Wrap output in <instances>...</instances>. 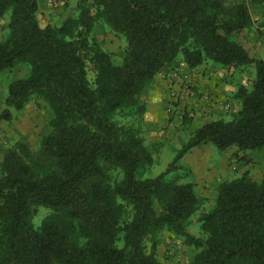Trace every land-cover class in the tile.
Segmentation results:
<instances>
[{
    "label": "trees",
    "instance_id": "1",
    "mask_svg": "<svg viewBox=\"0 0 264 264\" xmlns=\"http://www.w3.org/2000/svg\"><path fill=\"white\" fill-rule=\"evenodd\" d=\"M254 6L264 0H76L65 18L43 25L38 0H0V18L10 14L0 71L30 65L9 85L0 119L33 98L52 111L39 147L17 141L0 163V264H166L164 230L168 258L183 243L193 250L188 264H264V178L246 171L221 182L194 232L202 197L179 165L202 143L264 149V59L245 41ZM100 23L126 42L119 62L95 37ZM180 58L192 69L211 60L256 73L238 85L231 119L204 123L163 171L146 175L155 157L141 97ZM41 207L49 213L36 226Z\"/></svg>",
    "mask_w": 264,
    "mask_h": 264
},
{
    "label": "crops",
    "instance_id": "2",
    "mask_svg": "<svg viewBox=\"0 0 264 264\" xmlns=\"http://www.w3.org/2000/svg\"><path fill=\"white\" fill-rule=\"evenodd\" d=\"M38 3L40 22L46 25L48 23L59 22L65 18L69 13L70 6L72 7L76 4V0H70L69 5L60 6L52 5L50 0H38ZM9 18V13L0 18V31H4L6 35L9 30ZM1 37L0 35V39ZM215 65L217 64H213L207 70H205L207 67L205 64L193 69L197 72L200 70L201 72H198L196 77H194L196 90L199 93L200 99L190 103L194 115L185 122L172 121L166 113L170 97L174 89H176L169 82V72L176 66L192 70L183 59L180 58L174 66L162 68L146 87L141 97V103L145 104L146 111L140 117L139 122L144 130L146 144L154 154V164L160 160L164 162L165 166H168L175 157L176 152L195 130L210 120L226 117L229 111L225 109L221 102L222 100H232L230 96H226L227 94H225L228 93L226 81L230 79L224 75V71L229 68L225 67L226 69L222 72V68L215 69L217 67ZM1 125L4 128L5 125L3 123ZM3 133L11 135V133H7L6 131ZM3 147L4 145L0 140V149ZM170 150L174 152V156L171 159L167 155ZM233 151L232 149L221 150L211 144L205 143L194 147L179 162L181 166L180 171L188 172L183 181L195 183L196 191L200 197L215 199L220 181L231 175L233 169L236 168ZM1 152L0 162L3 160L6 151ZM249 165L246 167L248 168ZM165 250L166 247L164 245L160 246L158 256L166 264H188L186 256L179 254L177 257L168 258Z\"/></svg>",
    "mask_w": 264,
    "mask_h": 264
},
{
    "label": "rangeland",
    "instance_id": "3",
    "mask_svg": "<svg viewBox=\"0 0 264 264\" xmlns=\"http://www.w3.org/2000/svg\"><path fill=\"white\" fill-rule=\"evenodd\" d=\"M251 12L254 19V24L246 32V46L251 50L253 56L264 59V27L261 25V22L264 20V6H254L252 7ZM0 32V35L2 36L0 40L5 39L7 35L4 34V31ZM95 37L103 44V47L105 49L111 52L116 62H119L122 59L126 42L123 38L116 35L110 29L109 26H107L105 23H100L99 25H97L95 29ZM204 64L207 66L205 69L207 70L210 66L212 67L215 63L211 60H208L202 65ZM215 66H217L215 67V69L222 68V72L226 69L225 67L220 66L218 64ZM29 71L30 65L26 63L18 64L12 69L0 71V114H2V112L6 108H8L6 104V98L8 96L9 85L14 80L26 76ZM198 72L201 73L200 70H198ZM255 73L256 70L253 65L229 68L224 71V75L230 79L229 81H226V89L228 93L225 94H227L226 96H230V98L232 99L231 101H233L234 104V110H229L224 119H231L240 107L239 101L234 99V94L237 90L238 85H251V82L255 77ZM89 77L91 80H93V73L90 72ZM9 109L12 111L13 117L10 120L0 119V140L4 145V147L1 148L0 151H6L15 142L20 140L28 143L33 148H38L42 137L49 130V121L52 116L51 108L43 99L33 98L30 102L26 104L25 108L21 111L16 110L12 107H9ZM120 119L123 121H128V117H121ZM2 123L5 125L4 128L1 125ZM4 131H6L7 133H11V135L9 136L4 134ZM231 149L234 150L233 154L236 168L233 169V173L231 175L227 176L225 179L220 181V183L225 180L237 178L246 171L256 180H261L262 178H264V149L257 151H249L247 153L238 151L235 147L234 149ZM167 155L171 159V157L174 156L173 150H170ZM163 163L164 162L158 160V162L153 165L151 170L146 175L159 174L167 167ZM247 165H249L248 168L246 167ZM213 201L214 198L202 197V203L199 207V210L193 216L192 225L190 227L192 228V230H194V232H199V215L204 211L210 209L213 206ZM47 213H49V210L47 208H40L38 215L34 219L36 226H39L41 224L42 219L47 215ZM169 236H171V234L167 230L161 232V244L159 245V247L163 245L164 247H167L166 242L169 239ZM179 252L182 255L186 256V258L189 260L191 255L193 254V250L185 246L183 243H181V248L179 249Z\"/></svg>",
    "mask_w": 264,
    "mask_h": 264
},
{
    "label": "built area",
    "instance_id": "4",
    "mask_svg": "<svg viewBox=\"0 0 264 264\" xmlns=\"http://www.w3.org/2000/svg\"><path fill=\"white\" fill-rule=\"evenodd\" d=\"M65 1L67 0H50V3L57 6ZM197 73L198 72L196 70H187L181 68L180 66L174 67L169 72V82L173 87H176L166 107V113L172 121L177 120L185 122L193 117V108L190 103L194 100L200 99L194 82V77H196ZM221 104L228 111L234 110V104L231 100H222ZM172 247L170 246V249ZM173 251L174 250L172 249V252Z\"/></svg>",
    "mask_w": 264,
    "mask_h": 264
}]
</instances>
